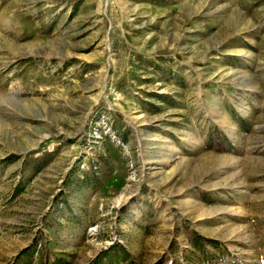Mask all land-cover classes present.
<instances>
[{"label": "rangeland", "instance_id": "obj_1", "mask_svg": "<svg viewBox=\"0 0 264 264\" xmlns=\"http://www.w3.org/2000/svg\"><path fill=\"white\" fill-rule=\"evenodd\" d=\"M0 264H264V0H0Z\"/></svg>", "mask_w": 264, "mask_h": 264}, {"label": "trees", "instance_id": "obj_2", "mask_svg": "<svg viewBox=\"0 0 264 264\" xmlns=\"http://www.w3.org/2000/svg\"><path fill=\"white\" fill-rule=\"evenodd\" d=\"M199 239H200L199 236H195V239L192 241V244L197 245Z\"/></svg>", "mask_w": 264, "mask_h": 264}]
</instances>
